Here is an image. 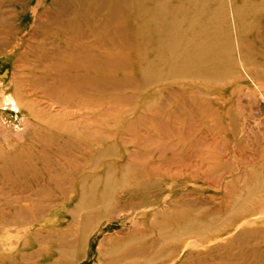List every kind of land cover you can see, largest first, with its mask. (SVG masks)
Returning <instances> with one entry per match:
<instances>
[{"label": "rangeland", "instance_id": "1", "mask_svg": "<svg viewBox=\"0 0 264 264\" xmlns=\"http://www.w3.org/2000/svg\"><path fill=\"white\" fill-rule=\"evenodd\" d=\"M0 264H264V0H0Z\"/></svg>", "mask_w": 264, "mask_h": 264}, {"label": "bare ground", "instance_id": "2", "mask_svg": "<svg viewBox=\"0 0 264 264\" xmlns=\"http://www.w3.org/2000/svg\"><path fill=\"white\" fill-rule=\"evenodd\" d=\"M168 10H154L153 13L156 14L154 17V24L156 26L161 27L160 30V37H159V44L161 47L165 49V54H169V56H191L194 58H197L199 56L209 54L210 50L212 47L215 45L214 44V39L215 37L211 36V30H207L208 37L209 39H206L205 36L202 37L201 39H196L194 35L187 34L188 39H177L175 37V27L178 26L180 21H184L185 19L188 21L189 29L188 32L191 28V26L197 25L200 27L202 30H206V28L212 26V24L215 22L216 16L218 14L222 13V10L214 11V15L210 18H208L206 21L202 20L203 17L205 16V11L201 10H195L193 13H195V17H190V12L189 10L185 11L184 16L180 18V16H177L175 13H172V11ZM197 15V16H196ZM187 32V33H188ZM206 33V34H207ZM186 34L183 35V37ZM213 42H212V40ZM12 102V101H11ZM11 104V103H10ZM80 206V205H79ZM95 206V205H94Z\"/></svg>", "mask_w": 264, "mask_h": 264}]
</instances>
